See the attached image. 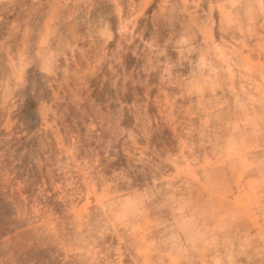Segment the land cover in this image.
Instances as JSON below:
<instances>
[{
    "label": "rangeland",
    "instance_id": "374dc122",
    "mask_svg": "<svg viewBox=\"0 0 264 264\" xmlns=\"http://www.w3.org/2000/svg\"><path fill=\"white\" fill-rule=\"evenodd\" d=\"M0 264H264V0H0Z\"/></svg>",
    "mask_w": 264,
    "mask_h": 264
},
{
    "label": "trees",
    "instance_id": "16d2710c",
    "mask_svg": "<svg viewBox=\"0 0 264 264\" xmlns=\"http://www.w3.org/2000/svg\"><path fill=\"white\" fill-rule=\"evenodd\" d=\"M113 167H117V168H120V167H125L127 168V165H126V160L124 159V157H121V158H118L114 163L111 164Z\"/></svg>",
    "mask_w": 264,
    "mask_h": 264
}]
</instances>
